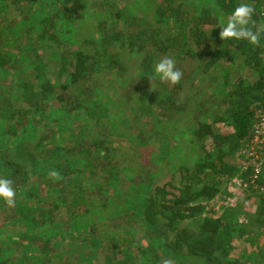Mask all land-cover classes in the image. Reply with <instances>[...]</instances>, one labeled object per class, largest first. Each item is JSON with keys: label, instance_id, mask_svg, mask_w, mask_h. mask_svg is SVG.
<instances>
[{"label": "trees", "instance_id": "obj_1", "mask_svg": "<svg viewBox=\"0 0 264 264\" xmlns=\"http://www.w3.org/2000/svg\"><path fill=\"white\" fill-rule=\"evenodd\" d=\"M54 1L0 0V178L11 179L16 195L35 180L56 195L51 209L34 206L29 223L6 214L14 206L0 201L2 223L9 218L20 229L0 241V264H47L46 258L96 264L84 256L85 247L103 252L110 246L117 257V245H124L126 257L115 264H143L146 252L156 264H167L166 256L174 264H233L226 259L231 244L243 239L241 228L226 215L201 213L237 173L226 159L233 160L252 138L256 112L264 111V41L225 44L219 38L215 13L227 18L241 0H213L197 14L187 0H143L154 9L147 18L127 10L124 0ZM247 2L254 8L252 30L264 28V0ZM12 32L13 40L30 43L27 67L4 49ZM71 34L76 43H69ZM163 57L173 58L179 70L183 61H198V71L192 76L181 70L175 85L152 79V68ZM196 83L221 88L226 98L223 109L213 111L215 118L203 123L197 119L204 103L196 101L200 115L185 128L187 152L174 144L179 136L172 129L177 120H194L181 93L188 95L185 86ZM124 91L132 93V106L120 101ZM140 101L156 108L153 119L135 116ZM55 113L69 117L70 126L60 130ZM43 114H53V120L43 121ZM28 127L35 133L26 138ZM196 148L201 156L192 154ZM175 155L179 162L172 163L170 181L157 182L149 162ZM37 162L44 165L41 171L35 170ZM246 175L241 177L247 180ZM261 204L264 216V200ZM35 239L43 242L39 256L22 249Z\"/></svg>", "mask_w": 264, "mask_h": 264}, {"label": "rangeland", "instance_id": "obj_2", "mask_svg": "<svg viewBox=\"0 0 264 264\" xmlns=\"http://www.w3.org/2000/svg\"><path fill=\"white\" fill-rule=\"evenodd\" d=\"M60 1L61 0H55L54 2L55 4H58L60 3ZM186 2L188 4L191 3L190 5H192V7L190 6V9L194 11V14H197L204 8L210 7L211 4L213 3V0H198V1L197 0H187ZM124 3H126V7H127L126 9L127 10L129 9L131 13H136L146 18L154 14V9H151L152 2H145L143 0H134V1L124 0ZM194 5H195V8H194ZM187 8H189V6H187ZM41 16H42V13L40 12L38 13L37 18ZM260 16L261 17L264 16L263 10H261ZM25 22L26 21L21 20L20 24L26 25L27 23ZM262 24L264 23L261 22L260 25ZM262 28L263 27L260 26V29ZM14 34L15 33L12 32L11 34H9V37H5V40H3V44L5 46L4 49H9V51H12L13 53L12 61L14 63H21L22 66L27 67L24 65L26 64L24 61L26 60V58L29 57L27 56V53H28L27 51L30 49V43L28 40L26 41L25 40H20V41L13 40ZM72 36L74 35L71 34V36L69 37L66 35V37L69 38V43L71 44L76 43V42H73V40L75 39H73ZM261 40L264 41V37H262ZM223 53H225V49H223ZM262 56H264V52L262 53ZM198 64H199L198 61L197 62H193L190 60L183 61L182 63L179 64L180 71L182 70L186 74H191L192 76H195V74L197 73L196 71H198V68H197ZM15 65L16 67L17 66L19 67L20 64H15ZM233 66L235 68H239L235 64ZM52 69H56V66L55 65L52 66ZM131 73H133V71ZM3 77H6L10 81L15 80L14 76H8L7 74L6 75L3 74ZM185 89L187 92H189V94L187 95L186 93H184V91L181 93V96L186 95L185 98L183 97L182 102L183 100L187 101V104H186L188 106L187 109L188 111L194 113V116H192V119L194 120H188V121H185L182 119L177 120L172 131H176L179 136L178 140L174 142V144L182 146L184 147L185 151L190 152V146L187 143L188 133L187 131H185V128H188L191 122L196 121L195 119L199 117L200 115L199 111L195 108L194 104L199 99H201L202 102L204 103L205 112L201 113L203 114L201 119L199 118L197 119L198 122L203 123V121H205V119H208L209 117H211L212 119L215 118V116L213 115V111L215 110V108H218V110L223 109L224 107L223 98L225 100L226 93L223 92L221 88H217V87L212 88L211 85L203 86L201 83H196L193 87H190V85L187 84V86H185ZM120 95H121L120 101L124 105H126V107L132 106V102L134 103L135 99H133L131 92L124 91ZM136 109L137 111L134 112L135 116L136 117L140 116V119L144 121V119H146L144 117L148 116L152 118L151 116H154V112L156 108L147 107L143 105L142 101H140ZM130 113H131V110H130ZM54 116H57V118L62 121L60 130H62L65 126H70L71 119H69V117L65 118L63 117L61 113H55ZM36 117H37L36 120H40V119H43V121L53 120V114H48V115L43 114L40 117V119L38 116ZM76 120L77 122L83 121V119H80V117H77V116H76ZM148 122L153 123V120L149 119ZM82 127L84 128L85 125H83ZM217 127L221 128V124L218 123ZM3 128L4 126L0 122V139L3 138L1 137ZM225 130L230 131V128L226 127ZM222 131H223V128H222ZM27 132H31V133H27ZM24 133H26L24 136L28 138L30 134L34 136L33 133H35V130H33L31 127H28L27 129L24 130ZM158 143H159V140L156 141V144ZM246 145L247 144L240 147L239 152L235 155L233 160L230 161V159H226L227 161L230 162V164L233 167H237V173H233V176L229 178L228 180H226V188H224L223 193L220 195H217L215 199L210 200V202H208V204L206 205L205 210L201 214L202 216L204 215L215 216V218L226 215V220H228L230 224L235 226V228L236 227L239 229L241 228L242 233H243V239L238 240L234 244L233 243L231 244L232 251H230L228 258L226 259L227 262H231L233 264H264V224H260L259 222H257V220H261V219L264 220V216L260 215L259 213L260 210H263V209H259L260 206L263 205L261 204V200L263 199H261L262 197H260L259 193L256 192L255 190H252L251 188L249 189L244 188L243 184H245L247 180L241 177L243 173H246L247 175L245 177L246 179H248V173L252 172L251 167L247 166L246 160H245L246 156L244 154V148ZM209 148L210 150H212L211 147ZM192 154L201 156L202 152L200 148H196ZM182 155H184V152L182 153ZM176 156L177 155L172 156L171 159H169L171 162H169V160L162 161L157 158L149 162L150 164L149 171H152V170L156 171L154 175L157 176V179H156L157 182L163 184L165 182L170 181L171 174H173V170H174L172 168V163L179 162ZM25 163L27 164V162ZM43 166H44L43 164H40L39 162H37L35 170L41 171ZM175 179L177 181V177H175ZM33 182L31 183V186L27 185L28 187L22 186L20 188V190L17 192V195H16V199H15L16 203L13 204L14 207L13 208L8 207V211L6 212V214H11V217L15 219H22L24 223H29V218H30L29 214L30 212L33 211L34 206H36L35 208H38L39 210H44V211L51 209L53 197L56 196V195L54 196L51 189L47 188L44 185V183L41 182L39 183V185H37L36 180H35L36 182L35 184H33ZM53 186L55 185L53 184ZM32 188L36 192H32ZM40 189H41V192L38 191ZM46 196L47 198L50 197L52 199L49 200L48 198V200L41 201ZM1 210L2 208H0V216H1ZM4 219H6V217H4ZM1 220L3 219L0 217V241H5L10 236H13V237L16 236L17 232L20 229H16L12 227V222L9 218L7 219L8 222L6 223H4V221L2 223ZM66 221H68V217L62 220V224L65 225ZM144 231H145V228H144ZM146 235L151 237V233L148 234V230L146 232ZM137 239H139V237H137ZM123 240L125 241V239ZM41 244H43V242H40L39 239H35L33 242L32 241L30 242L29 247H26L25 245H23L22 249L23 251H26L27 254H31L33 256H39L40 251L43 252L40 249ZM122 244H125V243L122 242ZM140 244L146 247V244H148V241L143 239V241H141ZM133 246L137 247L138 243L135 241ZM120 247L123 248L124 245H119V246L117 245V247L115 248L117 253H119V250L121 252V254H119V256L117 257L114 251H109L113 249L110 246L108 247L109 248L108 250L103 251V252L101 251V248H100L98 251L99 253L97 252V250H92L89 247H85L84 256L85 257L88 256L90 258L92 257L95 260L96 264H115L119 262L120 260H122V257H126V254L124 253L123 249H121ZM56 248L61 249V246H58ZM128 250H131V249L128 248ZM26 252L24 254H26ZM106 253H107L108 260L110 262H106V258H105ZM72 254L75 255L73 251H72ZM20 256H23V254L18 253L17 258H19ZM142 259L144 260L143 264H156L154 263L155 261H153V256L149 254L148 252H146L142 256ZM55 260H59V258L57 259L46 258L45 263L58 264L59 262ZM164 260L167 261L166 262L167 264H174V261L172 259L167 258V256L166 258H164ZM127 261L129 262V260ZM190 264H195V262H192Z\"/></svg>", "mask_w": 264, "mask_h": 264}, {"label": "clouds", "instance_id": "obj_3", "mask_svg": "<svg viewBox=\"0 0 264 264\" xmlns=\"http://www.w3.org/2000/svg\"><path fill=\"white\" fill-rule=\"evenodd\" d=\"M253 14L254 8L247 0H241L227 18L222 11L215 13L217 25L221 27L220 40L225 44L229 41H246L252 45L259 43L264 37V28L252 30L250 25L253 24ZM182 75L183 73L177 69L176 61L173 58L163 57L154 64L151 78L175 85L181 80ZM15 199L16 191L12 187L11 179L0 178V201L8 206H13Z\"/></svg>", "mask_w": 264, "mask_h": 264}, {"label": "built area", "instance_id": "obj_4", "mask_svg": "<svg viewBox=\"0 0 264 264\" xmlns=\"http://www.w3.org/2000/svg\"><path fill=\"white\" fill-rule=\"evenodd\" d=\"M245 144H247L244 148L245 160L252 172L248 173L250 176L243 186L247 189L257 190L264 200V111L256 112L252 138Z\"/></svg>", "mask_w": 264, "mask_h": 264}]
</instances>
